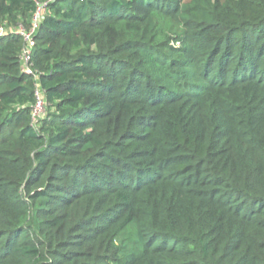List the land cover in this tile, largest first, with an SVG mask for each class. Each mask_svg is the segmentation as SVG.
<instances>
[{"label": "trees", "instance_id": "16d2710c", "mask_svg": "<svg viewBox=\"0 0 264 264\" xmlns=\"http://www.w3.org/2000/svg\"><path fill=\"white\" fill-rule=\"evenodd\" d=\"M0 264H264V0H0Z\"/></svg>", "mask_w": 264, "mask_h": 264}, {"label": "built area", "instance_id": "2783aa9c", "mask_svg": "<svg viewBox=\"0 0 264 264\" xmlns=\"http://www.w3.org/2000/svg\"><path fill=\"white\" fill-rule=\"evenodd\" d=\"M45 5H38L37 10L33 14L31 27L25 30L22 27L17 29H8L4 24H0V39L10 36L11 34H18L23 38L25 46L20 56V63L22 65V71L28 75H34L32 71V51L35 46L34 36L40 27L45 16ZM35 77V104L32 109L31 119L32 123L36 124L40 118L45 115L46 102L43 97V91L39 86L37 77Z\"/></svg>", "mask_w": 264, "mask_h": 264}]
</instances>
